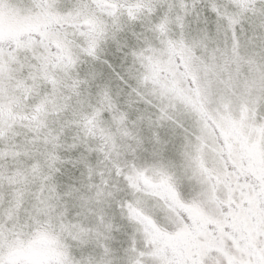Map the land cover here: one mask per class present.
<instances>
[{"label": "snow or ice", "instance_id": "1", "mask_svg": "<svg viewBox=\"0 0 264 264\" xmlns=\"http://www.w3.org/2000/svg\"><path fill=\"white\" fill-rule=\"evenodd\" d=\"M0 264H264V0H0Z\"/></svg>", "mask_w": 264, "mask_h": 264}]
</instances>
